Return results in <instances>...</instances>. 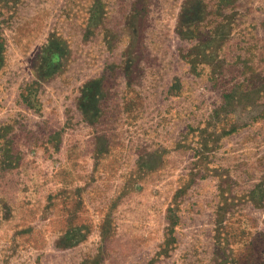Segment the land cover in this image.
Wrapping results in <instances>:
<instances>
[{
  "label": "rangeland",
  "instance_id": "1",
  "mask_svg": "<svg viewBox=\"0 0 264 264\" xmlns=\"http://www.w3.org/2000/svg\"><path fill=\"white\" fill-rule=\"evenodd\" d=\"M0 264H264V0H0Z\"/></svg>",
  "mask_w": 264,
  "mask_h": 264
}]
</instances>
